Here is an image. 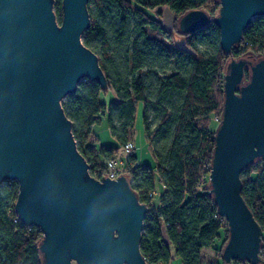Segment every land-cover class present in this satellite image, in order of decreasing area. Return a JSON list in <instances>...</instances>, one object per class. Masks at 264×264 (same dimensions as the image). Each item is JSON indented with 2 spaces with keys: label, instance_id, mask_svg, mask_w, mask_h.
Here are the masks:
<instances>
[{
  "label": "water",
  "instance_id": "95a60500",
  "mask_svg": "<svg viewBox=\"0 0 264 264\" xmlns=\"http://www.w3.org/2000/svg\"><path fill=\"white\" fill-rule=\"evenodd\" d=\"M89 2L62 0L58 22L55 0H0V186L18 184L15 214L42 233V264H148L140 250L147 206L128 176L90 174L62 107L84 80L108 89L98 56L82 41L91 26ZM216 2L213 23L229 56L253 20L264 18V0ZM211 21L204 10L189 11L179 32L194 34ZM223 95L208 178L229 231L222 259L264 264L263 232L241 179L264 160V55L231 59Z\"/></svg>",
  "mask_w": 264,
  "mask_h": 264
},
{
  "label": "trees",
  "instance_id": "16d2710c",
  "mask_svg": "<svg viewBox=\"0 0 264 264\" xmlns=\"http://www.w3.org/2000/svg\"><path fill=\"white\" fill-rule=\"evenodd\" d=\"M55 1L56 13L61 15L62 0ZM91 6L101 12L102 18L117 14L120 26L116 34L120 41L126 36L129 18L138 20L137 37L130 40L124 72L113 63L106 64L92 46V36L100 41L103 51H109L111 44L105 25L93 16ZM160 7L168 8L175 16L171 31L150 14ZM219 8L216 0H90L88 4L91 26L83 35V43L98 56L108 89L102 90L97 83L84 80L75 94L65 98L62 107L72 122L78 150L88 162L90 174L99 178L104 175L105 162L118 158L119 149L100 145L94 128L107 115L111 135L122 146L126 145L132 139L136 106L143 103L145 136L156 166L153 169L138 166L132 153L133 169L127 176L140 202L149 208L140 246L148 264H170L171 248L182 264H209L203 256L205 248L215 250L218 259L214 264H225L222 252L229 231L209 194L208 179L214 136L223 110V77L231 59L264 55V18L253 20L242 43L227 56L220 48L219 30L213 23ZM192 10H204L212 21L205 29L184 36L179 32L178 22ZM175 35L185 39L184 47L175 45ZM201 41L211 43L214 53L201 52L198 49ZM154 76L156 100L152 99L149 86ZM245 77L248 80V72ZM110 91L115 93L117 102L108 106L101 97ZM176 96L179 102L173 101ZM151 105L161 114L155 130L148 118ZM154 141L160 142L157 148H153ZM156 175L165 189L158 205L153 201ZM241 179L242 196L263 232L264 160L245 170ZM18 189L16 182L0 186V264H42L39 252L42 233L21 221L15 222ZM164 233L169 244L164 241ZM262 244L260 257L264 261V233Z\"/></svg>",
  "mask_w": 264,
  "mask_h": 264
},
{
  "label": "rangeland",
  "instance_id": "374dc122",
  "mask_svg": "<svg viewBox=\"0 0 264 264\" xmlns=\"http://www.w3.org/2000/svg\"><path fill=\"white\" fill-rule=\"evenodd\" d=\"M92 9L94 11L93 16L99 18V20L105 25L108 31V34H109L108 40L111 44V47L109 51H103L100 41L95 36H92L91 38L92 46L98 50L100 57L104 60L106 64L110 65L113 63L119 69V71L124 72V68L126 64V61H125L126 53L129 48L130 40L137 37L135 25L138 24V20L135 17L129 18L127 22L128 28L126 30V34H125L126 36L124 37L122 41H120L118 40L117 34H116V30L120 26L119 18L117 17V14L115 13L111 16L106 15L105 17L102 18L101 16H99L101 12H96V9H94V7H92ZM55 13H56V10H55ZM60 14L61 15H58L56 13L58 22L61 21L62 11ZM150 14L152 16L159 18L162 25L167 30L171 31L173 29V26L175 23V16L168 8L160 7L156 11L151 12ZM82 41H83V37H82ZM173 41L175 45H177L178 47L185 46V39L183 37L175 35L173 37ZM212 42H215V39H213ZM198 49L205 54H211V53H214L215 51L211 43H203L202 41L198 44ZM104 53L106 54L105 56H104ZM155 83H156V77L154 76L153 80L149 81L150 94L153 100H156L154 99L155 97L154 90L156 88ZM101 101L107 104L108 106L112 102L116 103L117 100H116L115 93L113 91L112 92L110 91L108 94L101 97ZM173 101L179 102V98L176 96L173 99ZM65 103H66V100H65ZM168 105L169 107H173L172 103H169ZM143 109H144L143 103H138L136 106V121H135V126L133 129L132 140L135 146L134 147L135 156L138 159V166L149 167L153 169L155 168L156 163H155V158L152 152V148L147 142V139L145 136L144 125H143ZM116 114L117 113L115 109H113V116H114L116 124H118ZM148 118L151 122L152 130H155L158 124V120L161 118V114H160V111L157 108H155L153 105H151L148 110ZM94 130H95L96 136L98 137L100 141V145L117 147L120 153L123 152V146L116 140V138H114L111 135L107 115L102 118V122L98 126H96ZM132 140L130 141L131 143H133ZM153 143H154L153 148H157L159 146L157 144H159L160 142L154 141ZM155 184H156V190H155V197L153 201L155 205H158L160 197H162L165 189L157 175L155 177ZM203 256H204L205 261L209 264H214L215 261L218 259L215 250L212 248H205L203 250ZM170 264H182V261L180 258L173 255V258ZM230 264H241V263H235L234 261Z\"/></svg>",
  "mask_w": 264,
  "mask_h": 264
},
{
  "label": "built area",
  "instance_id": "2783aa9c",
  "mask_svg": "<svg viewBox=\"0 0 264 264\" xmlns=\"http://www.w3.org/2000/svg\"><path fill=\"white\" fill-rule=\"evenodd\" d=\"M216 121L219 122L218 119ZM134 151V145L133 143L129 142L126 145L123 146V155L124 157H118L115 160H108L105 162V170H104V175L99 176L97 178L98 180H101L102 178H114L116 176H119L121 174H124L125 176L130 175L133 165L130 162V156L132 155ZM150 196H153L152 194ZM149 211V208H148ZM219 216V215H218ZM222 220L225 221L226 225L227 222L224 218L219 216ZM20 221L18 218L15 219V222ZM264 233V230H263Z\"/></svg>",
  "mask_w": 264,
  "mask_h": 264
},
{
  "label": "crops",
  "instance_id": "0c3cea01",
  "mask_svg": "<svg viewBox=\"0 0 264 264\" xmlns=\"http://www.w3.org/2000/svg\"><path fill=\"white\" fill-rule=\"evenodd\" d=\"M94 133H95V130H94ZM95 135H96V133H95ZM96 137H97V136H96ZM97 138H98V137H97ZM98 140H99V139H98ZM131 140H132V139H131ZM132 142H133V140H132ZM133 145H134V142H133ZM134 147H135V146H134ZM123 153H124V152H122V153L119 152V156H118V157H124ZM133 155H135V148H134V151H133ZM137 165H138V159H137ZM164 241H165L167 244H169L168 239H167L165 233H164ZM171 252H172V258H173L174 251H173L172 248H171Z\"/></svg>",
  "mask_w": 264,
  "mask_h": 264
}]
</instances>
